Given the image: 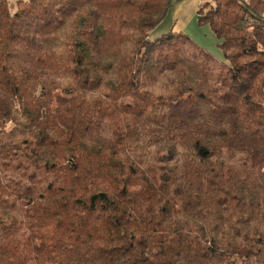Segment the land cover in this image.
I'll return each instance as SVG.
<instances>
[{"label":"trees","instance_id":"16d2710c","mask_svg":"<svg viewBox=\"0 0 264 264\" xmlns=\"http://www.w3.org/2000/svg\"><path fill=\"white\" fill-rule=\"evenodd\" d=\"M0 0V264H264V0Z\"/></svg>","mask_w":264,"mask_h":264},{"label":"rangeland","instance_id":"374dc122","mask_svg":"<svg viewBox=\"0 0 264 264\" xmlns=\"http://www.w3.org/2000/svg\"><path fill=\"white\" fill-rule=\"evenodd\" d=\"M19 1L28 0H9L11 12L15 13L18 9ZM175 7L169 13L165 21L153 32L151 38H157L169 32H183L189 35L195 43L213 54L220 62H224L222 52L219 49V42L210 27H200L198 24L197 11L200 5L211 0H174Z\"/></svg>","mask_w":264,"mask_h":264}]
</instances>
